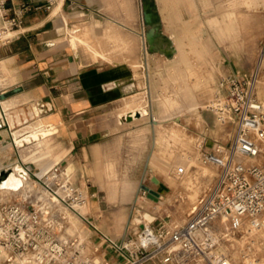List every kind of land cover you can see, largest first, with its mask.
I'll return each instance as SVG.
<instances>
[{"label": "crops", "instance_id": "obj_1", "mask_svg": "<svg viewBox=\"0 0 264 264\" xmlns=\"http://www.w3.org/2000/svg\"><path fill=\"white\" fill-rule=\"evenodd\" d=\"M155 1L161 30L172 37L181 55L185 54L181 42L167 31L186 30L187 25L199 16L264 13L262 0L250 3L231 0L232 7L229 6L230 0ZM7 7L11 14L16 12L21 16L22 24L13 32V40L0 47V93L16 87L21 90L0 100V113L6 121V126L0 128V170L11 168L14 171L20 166L31 175L34 174L32 163H35L41 168V176L57 167L51 175L53 177L61 171L73 169L71 163L64 168L59 164L66 156H72L76 149L88 151L87 147L91 146L98 161L112 156L111 143L103 145L98 141L93 143L94 140L110 134L128 135L133 130L140 136H147L151 125L144 124V121L155 122L157 147L168 125L166 118L174 116L179 127L187 128L179 114L184 106L179 90L158 100L159 109L151 119L144 80L153 64L165 55L147 51L142 0H56L55 6L50 8L46 0H8ZM139 43L141 50L136 48ZM249 65L237 61L232 62L231 67L244 72L251 70ZM187 69L194 74V68ZM176 86L183 88L180 83ZM182 94L187 101L191 98L188 91ZM35 104L41 114L19 124L18 117L23 119ZM189 108L193 109L194 105ZM112 111H119V119L104 118ZM138 111L139 116L136 115ZM127 114H132L133 119H125ZM12 116L16 122L14 126L10 120ZM49 136L56 137L64 145L66 156L56 159L50 148L40 155L24 152L31 142L40 145ZM184 137L188 138L187 130ZM159 152L153 155L151 166H168L166 155ZM107 161V165L112 166L118 162L114 158ZM28 175L24 178L27 183L24 186L9 188L0 185V190L24 192L27 196L37 192V197L44 196L40 198L43 205H53L59 199L44 189H40V194L38 186ZM151 181V188H156L152 176ZM107 187L111 196L122 189L124 197L133 188V182L125 175L109 181ZM16 201L34 208L25 204V200L12 202ZM139 211L141 216H136L135 220L140 224L149 226L156 218L153 211ZM85 215L92 224L83 221L99 229L94 218L89 213Z\"/></svg>", "mask_w": 264, "mask_h": 264}, {"label": "rangeland", "instance_id": "obj_2", "mask_svg": "<svg viewBox=\"0 0 264 264\" xmlns=\"http://www.w3.org/2000/svg\"><path fill=\"white\" fill-rule=\"evenodd\" d=\"M252 1L245 0V3ZM229 6L232 7L231 0ZM187 27L186 30L167 31L181 42L185 54L181 55L176 51L170 60L165 56L160 57L144 80L145 99L151 119L159 109L160 98L175 90L181 91L179 96L184 106L179 114L187 128L179 127L176 124L178 119L174 116L166 118L168 125L159 141L160 150L156 143V125L150 120L144 121V124L151 125L147 136H140L133 130L128 135L110 134L94 140L93 143L98 141L103 145H112V156L100 159L101 164L91 152V146L87 147L88 151L79 148L72 156H66V148L56 137H46L40 145L33 141L24 151L28 155H40L50 148L54 158L66 156L60 161L61 168L69 163L73 165L70 172L61 171L52 177L57 167L49 174L41 176V168L32 163L34 174L28 176L38 186L37 191L40 194L44 189L59 199L68 198L73 195L77 186L81 187L83 194L87 196V204L82 212L89 213L99 229L83 221L76 212L61 202L56 208L52 207V215L56 217H53V224L59 226L63 224L59 221L65 220L72 226L74 220L76 224L79 223V231L72 232L86 238L89 247L99 246L102 253L110 250L106 236L118 243L136 236L144 226L135 220L136 216H141L140 209H148L156 214L150 226L166 224L174 227L183 224L192 206L204 195L218 173L217 166L203 162L204 154L218 144H227L234 134V127L223 124L210 109V103L218 92L223 93L220 80L226 71L229 70V74L240 72L231 67L232 62H248L251 69L249 72L255 67L259 44L264 37V13L229 14L227 17L199 16ZM136 48L141 50L140 43ZM188 67L194 68V74L189 73ZM177 83L182 84L183 88L176 86ZM257 90L264 102V69L258 78ZM183 91L191 93L188 101L182 94ZM192 104L193 109L189 108ZM118 113L119 111H112L104 118L117 120ZM186 130L188 138L184 137ZM159 151L166 155L170 163L168 166H151L153 155L160 153ZM21 154L23 157L22 150ZM112 158L118 162L113 166L107 165V160ZM125 175L132 180L133 188L124 197L122 189L111 196L108 182L121 179ZM151 176L158 179L154 188L160 192L157 200L149 197L148 192L142 188L143 184L152 187ZM40 198L44 196L37 197V192L27 196L24 192L0 190L1 203L25 200L27 205L46 210L49 205H43ZM234 252L235 257H238V252ZM113 257L118 263L122 261L115 254ZM0 263L9 264L3 259ZM253 264H264V255Z\"/></svg>", "mask_w": 264, "mask_h": 264}, {"label": "built area", "instance_id": "obj_3", "mask_svg": "<svg viewBox=\"0 0 264 264\" xmlns=\"http://www.w3.org/2000/svg\"><path fill=\"white\" fill-rule=\"evenodd\" d=\"M7 1L0 0V47L13 40V32L22 24ZM46 1L48 8L56 3ZM263 69L264 39L252 71L221 77L223 93L216 94L210 109L223 124L234 127V134L227 144L204 154L203 162L217 166L218 173L183 224L144 225L135 237L119 243L106 236L110 250L102 253L99 246L89 247L86 238L69 232V222L53 224L52 209L60 202L92 224L82 212L87 204L82 189L43 211L19 201L0 203L1 260L9 264L256 263L264 255V102L257 90ZM114 254L122 261L118 263Z\"/></svg>", "mask_w": 264, "mask_h": 264}, {"label": "water", "instance_id": "obj_4", "mask_svg": "<svg viewBox=\"0 0 264 264\" xmlns=\"http://www.w3.org/2000/svg\"><path fill=\"white\" fill-rule=\"evenodd\" d=\"M142 12H143V20L146 26L144 37L146 42V48L148 52H160L167 57H172L177 48L174 46V42L171 36L166 35L161 30V20L160 15L157 10L156 1L155 0H142ZM21 90V87H16L12 90L5 91L0 93V100L5 99ZM137 116L141 115L138 111L136 113ZM125 119L131 120L133 119L132 114H127ZM6 126V121L0 113V128ZM2 138L0 134V139ZM24 172L28 174V172L23 168ZM12 171L11 168L0 170V184L8 177L9 173ZM152 180L154 182H158L156 176H152ZM142 188L148 192L149 197L153 199H158L160 196V192L151 188L150 186L143 184Z\"/></svg>", "mask_w": 264, "mask_h": 264}, {"label": "bare ground", "instance_id": "obj_5", "mask_svg": "<svg viewBox=\"0 0 264 264\" xmlns=\"http://www.w3.org/2000/svg\"><path fill=\"white\" fill-rule=\"evenodd\" d=\"M40 114H41V111H40L39 107L36 105V106H33V108L31 109L30 113L26 114L23 119H20L18 117L17 120H18V123L19 124H22V121H24V119L27 120L29 118H32V119L33 118H37ZM10 120H11V124L14 126L16 124L14 116H12L10 118ZM27 175L28 174H26L24 172L23 168L20 167V166H18L17 168L14 169V171L12 170L9 173L8 177L0 185H3L5 187H9V188H19V187L24 186L25 184H27L26 181H25V179H24L25 177H27ZM78 224L79 223L76 224V223L73 222V225L70 226L69 231L70 232H72V231H79V225Z\"/></svg>", "mask_w": 264, "mask_h": 264}]
</instances>
